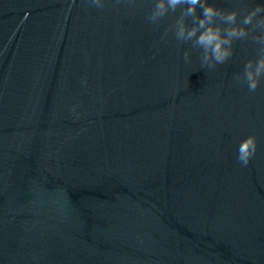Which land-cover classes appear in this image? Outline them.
Wrapping results in <instances>:
<instances>
[{
  "label": "water",
  "instance_id": "1",
  "mask_svg": "<svg viewBox=\"0 0 264 264\" xmlns=\"http://www.w3.org/2000/svg\"><path fill=\"white\" fill-rule=\"evenodd\" d=\"M152 8L0 0V264H264L259 46L202 69Z\"/></svg>",
  "mask_w": 264,
  "mask_h": 264
},
{
  "label": "clouds",
  "instance_id": "2",
  "mask_svg": "<svg viewBox=\"0 0 264 264\" xmlns=\"http://www.w3.org/2000/svg\"><path fill=\"white\" fill-rule=\"evenodd\" d=\"M88 3L103 8L105 0H88ZM178 9L179 15L170 30L176 41L198 51L202 69H214L229 61L236 41L250 39L259 46L256 59L245 62L243 75L234 77L246 83L249 92H254L264 79V0L247 11L242 19L237 11H224L212 0H153L149 20L157 22ZM183 59L190 63V52L185 51ZM82 85L86 86V81H82ZM256 150L255 137H247L236 149L237 162L246 167Z\"/></svg>",
  "mask_w": 264,
  "mask_h": 264
}]
</instances>
